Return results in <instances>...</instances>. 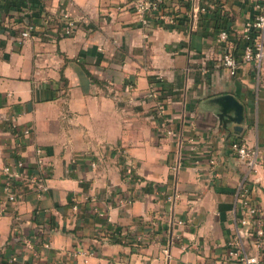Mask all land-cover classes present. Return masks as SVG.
Masks as SVG:
<instances>
[{"label":"crops","instance_id":"0c3cea01","mask_svg":"<svg viewBox=\"0 0 264 264\" xmlns=\"http://www.w3.org/2000/svg\"><path fill=\"white\" fill-rule=\"evenodd\" d=\"M255 2L165 0L176 24L143 26L130 0H0V168L21 159L34 175L39 148L48 169L44 195L22 175L14 202L0 191V264H236L239 185L264 230V167L229 150L264 151V54L229 74L213 25L222 11L239 38ZM64 17L75 32L53 39ZM223 95L239 125L219 118Z\"/></svg>","mask_w":264,"mask_h":264},{"label":"built area","instance_id":"2783aa9c","mask_svg":"<svg viewBox=\"0 0 264 264\" xmlns=\"http://www.w3.org/2000/svg\"><path fill=\"white\" fill-rule=\"evenodd\" d=\"M131 10L137 17L140 25L147 26L150 23L159 25L174 26L176 17L174 14L165 10V0H130ZM254 15L248 19L243 26L238 37L232 36V30L228 17L222 12L217 11L215 16L221 20L213 25L214 42L218 46L221 66L231 75H235L236 69L243 63H253L259 67L264 54V0H256ZM202 12L206 9L202 8ZM35 31L33 24H27L21 32L20 42L31 37ZM75 32V24L64 17L61 31L53 33V39L57 37H70ZM240 43V46H238ZM240 52L236 56V51ZM148 97H155V90L151 86L147 92ZM157 114L162 113V106L157 105ZM24 134H28L24 130ZM230 152L239 160L245 163L249 169L256 166L264 167V151L258 147L248 146L241 140L232 141L229 145ZM36 153V172L34 175L23 174L24 162L19 159L15 163H7L0 168V191L10 202L17 198L12 190V182L15 178L22 175V179L31 181L38 180L36 187L38 195H44L47 190L46 180L48 175L47 165L43 160L41 149L37 148ZM213 163V161H211ZM253 190L244 185H239L235 191L236 201L239 204L242 215L238 221L240 229L237 235L228 243L231 249L229 253L236 264H258L256 256L247 254L244 251L241 238H251L253 246L257 250L264 248V230L262 228V213L256 204L252 194ZM134 197L128 194L119 200V206L131 205ZM76 206L73 207L76 210ZM14 260V259H13Z\"/></svg>","mask_w":264,"mask_h":264},{"label":"water","instance_id":"95a60500","mask_svg":"<svg viewBox=\"0 0 264 264\" xmlns=\"http://www.w3.org/2000/svg\"><path fill=\"white\" fill-rule=\"evenodd\" d=\"M220 108L219 118L225 124L233 122L239 125L243 121V106L231 95H223L213 99ZM236 129L240 130L239 127Z\"/></svg>","mask_w":264,"mask_h":264},{"label":"trees","instance_id":"16d2710c","mask_svg":"<svg viewBox=\"0 0 264 264\" xmlns=\"http://www.w3.org/2000/svg\"><path fill=\"white\" fill-rule=\"evenodd\" d=\"M219 20H221V18H219V16L218 17L217 16L214 17V23L219 21ZM237 44H238V46H240V43L237 42Z\"/></svg>","mask_w":264,"mask_h":264}]
</instances>
